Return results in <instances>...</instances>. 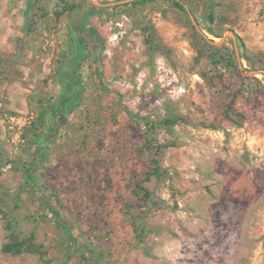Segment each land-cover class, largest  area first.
I'll return each mask as SVG.
<instances>
[{"label": "rangeland", "instance_id": "374dc122", "mask_svg": "<svg viewBox=\"0 0 264 264\" xmlns=\"http://www.w3.org/2000/svg\"><path fill=\"white\" fill-rule=\"evenodd\" d=\"M137 1L31 2L19 33L46 24L66 54L72 11L96 12L80 105L52 140L40 121L62 94V54L44 67L49 45L21 63L2 53L0 264H80L45 202L89 264H264V0ZM153 158L161 174L145 180ZM12 241L25 251L4 253Z\"/></svg>", "mask_w": 264, "mask_h": 264}, {"label": "trees", "instance_id": "16d2710c", "mask_svg": "<svg viewBox=\"0 0 264 264\" xmlns=\"http://www.w3.org/2000/svg\"><path fill=\"white\" fill-rule=\"evenodd\" d=\"M115 1H119V0H115ZM145 2L147 1L146 0L137 1L138 4H142ZM92 8H93L92 10L88 9L87 17L89 18L92 17L95 13L93 6ZM77 13H78L77 11H72V20L75 18L77 19L81 17L80 14L77 15ZM80 13H82V11ZM206 19L209 22H212L214 20V8L210 9V12L207 15ZM74 27H75L74 30L70 29L71 27L69 28V36H68L69 53L66 57H64L61 60L59 68H58V72H57L58 82L62 88V94L60 95L58 102L53 105L54 107L49 113L50 116L48 115L46 111L41 118L42 120L40 121L41 125L44 126V128L46 126L47 130L50 132V134L47 136L48 140H52L56 136V131L58 128L56 124L58 121L57 119H61L63 116L67 115L74 108L80 105L79 86H80L81 81L77 73V65H78V62L82 59V55L84 52H86V50L84 46H82L81 44L82 42L80 38L78 37V35L81 32L80 31L81 27L79 28V32L76 35L74 34L75 33L74 31L75 29L77 30L79 26L76 24ZM140 28L143 31L147 30L145 24H142ZM85 31H86V28H85ZM208 31L210 34H212L211 30H208ZM88 32L91 33V35H93L94 40L99 41V37L95 33L93 28H90ZM72 37H75V40ZM146 41L147 43H149V40H146ZM93 49H94V52L96 53L97 49L96 48H93ZM88 55L89 53L86 54V57H88ZM70 56L73 57L71 59V62L69 61ZM70 79L72 80V82ZM224 114L229 120L235 121L232 118L230 105L226 107V109L224 110ZM168 123L174 125L176 123V120L171 121V122L169 121ZM38 140H39V137L37 141ZM156 164H157V161L156 159L153 158L151 160L152 169L145 173V177H144L145 180H148L152 176H155V177L160 176L161 172L159 168L156 166ZM25 172L27 173V180L30 179L28 181H32L31 180L32 174H30L31 169L26 168ZM28 184L30 183L28 182ZM31 186H32V189L34 188V194L36 195L38 194V196L44 200V196L42 194L41 189L35 184H31ZM144 193L148 197V193L146 191ZM45 206H46V211H49L53 215V219H54L56 226L59 228L60 232L62 233L63 239L66 240V243L63 246V253L65 254V261H67L71 256L76 255L79 257L80 264H89L90 249L86 245H80L78 239L76 238V236L74 235L70 227L66 223L63 222V219L59 217L56 212L50 209L47 202H45ZM6 229L9 230L10 227L7 225ZM1 250L4 253L18 255V254H21L23 251H25V248L23 247V244L18 243L16 241H12V242L2 245Z\"/></svg>", "mask_w": 264, "mask_h": 264}, {"label": "crops", "instance_id": "0c3cea01", "mask_svg": "<svg viewBox=\"0 0 264 264\" xmlns=\"http://www.w3.org/2000/svg\"><path fill=\"white\" fill-rule=\"evenodd\" d=\"M32 1L33 0H29V2L27 3L26 0H0V59L3 55L2 53H6V55H10V53L12 52L13 56L18 58L17 61H20V63L22 61L25 62L27 58H29L30 56H33V53H32L33 49L35 48L39 49L41 44L49 45L51 49L47 51V54H44L47 58L45 62H43V66L46 67L47 66L46 63L50 61L52 58H54L55 52L61 53L62 58L66 57L68 54H66V49L64 48V44H62V39L59 40V45H58L59 48L56 49L55 42H57V40L55 39L54 32L53 31L48 32L49 30L43 27L46 24L45 25L42 24L41 26L43 30V33H42L43 35L37 34V33H32V34L29 33L28 35L24 33H19V28L22 26H25L27 21L30 18V15H31L30 4ZM43 19H45V17H42L40 19L39 25H41ZM83 37H82V41H83ZM20 41L27 42L25 45H23L24 48L23 46H20V43H18ZM83 46L86 48V44L84 41H83ZM42 48L45 49L44 46ZM92 56L93 55H91V57ZM22 57L23 59H21ZM60 62L58 63L59 65H60ZM83 64L84 62L82 63L81 66H83ZM59 65H57L58 66L57 71H58ZM1 66L2 65L0 61V68ZM27 66L28 65L26 63L25 64L22 63L18 65V69H24ZM52 82L53 84H56L55 80H52ZM57 102L58 101H56L55 103ZM53 105L50 108H48L47 110L48 115L50 111L52 110V108L54 107ZM57 120L60 121V119H57Z\"/></svg>", "mask_w": 264, "mask_h": 264}, {"label": "flooded vegetation", "instance_id": "af4514ba", "mask_svg": "<svg viewBox=\"0 0 264 264\" xmlns=\"http://www.w3.org/2000/svg\"><path fill=\"white\" fill-rule=\"evenodd\" d=\"M146 3V2H145ZM144 4V3H143ZM84 13H85V15H84ZM87 13H88V9L87 10H82V13H80V16L82 17H79V18H75V19H71V21H70V24H69V26L71 27H69L70 29H73L74 30V26L77 24L79 27L77 28V30L75 29V35L79 32V28L81 27V29H80V34L78 35V37L80 38V40H81V44H82V46H83V41H82V37L83 36H90V37H92V39L94 40V38H93V35H91V33H89L88 32V30H90V21H91V19H92V17L94 16V15H96V12L94 13V15L92 16V17H87ZM68 28V29H69ZM85 28H86V31H85ZM84 29V30H83ZM74 35V36H75ZM68 36H69V34H68ZM72 38H74V40H75V37H72ZM69 48V47H68ZM85 48V47H84ZM85 50H86V48H85ZM93 52H94V49L92 50ZM87 53H89L87 50H86V52H84L83 53V55H82V59L78 62V65H77V73H78V70H79V68L81 67V65H82V63L85 61V58H87L86 57V54ZM73 57L72 56H70L69 57V61L71 62V59H72ZM76 64V63H75ZM73 66H74V64H73ZM68 68H69V66H68ZM71 80V79H70ZM71 82H72V80H71Z\"/></svg>", "mask_w": 264, "mask_h": 264}, {"label": "water", "instance_id": "95a60500", "mask_svg": "<svg viewBox=\"0 0 264 264\" xmlns=\"http://www.w3.org/2000/svg\"><path fill=\"white\" fill-rule=\"evenodd\" d=\"M187 12H188L189 17L191 18V21L193 22V25L196 27V22H195V19H194V17H193L192 12H191L190 10H187ZM227 37H231V38L234 37V35H233V31H232V30L227 31L222 37L218 38L217 41L206 39V42H207L209 45H211V46H220L221 44H223L224 40H225ZM252 73H254V74H257V73H263V74H264V69L254 71V72H252Z\"/></svg>", "mask_w": 264, "mask_h": 264}]
</instances>
